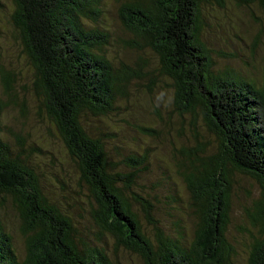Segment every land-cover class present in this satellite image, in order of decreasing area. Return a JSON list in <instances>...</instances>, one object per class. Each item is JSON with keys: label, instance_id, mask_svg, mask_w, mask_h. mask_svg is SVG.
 Here are the masks:
<instances>
[{"label": "trees", "instance_id": "16d2710c", "mask_svg": "<svg viewBox=\"0 0 264 264\" xmlns=\"http://www.w3.org/2000/svg\"><path fill=\"white\" fill-rule=\"evenodd\" d=\"M210 1L14 0L13 20L22 32L35 69L33 86L41 96L39 113L47 114L78 164L81 179L99 205L93 215L99 226L119 242L125 239L145 264H227L233 250L228 241L233 171L253 176L264 191V72L259 83L239 72L214 70L215 60L202 39V3ZM216 1L221 7L226 4V0ZM237 1L242 6L260 5L264 12V0ZM111 9L123 28L144 42L125 43L158 56L159 72L173 80L174 108L192 121L197 145L172 152L173 169H168L182 177L190 192L197 222L189 246L181 240L183 233L164 241L158 223H153V234L159 240L154 244L134 208L135 203L149 219L151 202L127 194L132 185L138 187L141 173H150L149 150H135L124 159L130 162L128 167L120 169V161L111 158L104 141L83 122L91 117L105 124L116 121L121 98H129L132 77L149 76L150 83L157 79L154 71L147 70L152 63L145 56L134 65L122 61L118 66L108 57L113 31L102 19ZM263 33L264 29L255 43ZM0 75L3 93L13 96L18 75L1 63ZM5 107L0 97V197L13 198L17 204L27 256L19 258L14 237L0 219V264H113L105 241L96 242L100 233L94 229L77 237L70 216L45 195L37 172L6 138L14 135L23 146L5 125ZM200 112L206 119L205 128L221 139L211 153L202 139ZM141 130L153 137L165 131L159 127ZM110 134L117 136L101 132ZM113 148L117 154L126 150L119 144ZM157 158L153 157L155 163ZM175 184L170 172L158 182L160 189L179 199ZM254 211L260 236L252 242L249 264H264V200L255 204Z\"/></svg>", "mask_w": 264, "mask_h": 264}, {"label": "rangeland", "instance_id": "374dc122", "mask_svg": "<svg viewBox=\"0 0 264 264\" xmlns=\"http://www.w3.org/2000/svg\"><path fill=\"white\" fill-rule=\"evenodd\" d=\"M15 11L14 0H0V63L4 69L14 71L18 75L13 96L3 93L0 75V97L6 103L3 114L5 125L20 137L23 146L17 144L14 135L6 138L37 172L45 195L70 216L77 237L80 236L79 233L84 235L96 229L100 233L95 236V239L98 236L96 242H100V239L105 241L106 251L113 264H145L141 254L128 246L125 239L119 242L118 238L99 226L96 216H93L99 205L81 179L78 164L68 153L60 133L47 114L39 113L41 96L35 85L33 86L36 80L35 69L30 63L22 32L15 26ZM202 12L205 24L202 39L215 60L214 70L222 72L227 69L247 75L259 83L263 82L264 33L262 40L255 43L258 34L264 29L263 8L257 4L242 6L237 0H226L225 6L221 7L218 1L211 0L202 3ZM105 17L102 19L103 23L113 31L112 45L108 46V57L118 66L122 61L134 65L140 56H145L148 62L152 63L147 70L154 71L157 79L150 83L149 76L132 77V84L128 87L129 98H121V112L117 120H109V123L105 124L91 117L84 119V125L89 130H95L96 136L110 149L111 158L120 161V169L128 167L130 162H125L124 159L135 150H149L151 166L147 167H150L151 171L141 173L138 177V187L132 185V191H127V194L142 196L151 202L149 219L135 203L134 208L140 213L144 226L149 229V236L154 244H159L153 234V223H158L164 241L183 233L184 235L180 234L181 240L189 246L195 239L197 222L190 204V192L182 177L168 169H173L172 152L182 148L191 149L197 145L196 138L193 137L195 132L190 126L192 121L190 117H181L174 108L173 80L159 72L158 56L150 49L141 50L125 43L139 45L144 42L123 28L112 9ZM89 115L91 114L87 116ZM204 119L200 112L202 139L207 143L208 153H211L219 148L221 139L216 133L205 128ZM142 127H159L165 131L153 137L145 130L143 133ZM101 132L116 133L117 136H104ZM115 144L125 146L126 150L121 154L113 152ZM22 147L24 151L21 150ZM153 157L159 158L156 163ZM168 172L176 181L179 199H173L158 185V182L167 177ZM232 181L234 192L228 241L233 250L227 264H249L252 242L256 236H260L254 208L257 202L264 200V191L256 178L237 170L232 173ZM1 204H6V207L3 208ZM20 218L13 198L0 197L1 222L12 233L14 245L18 249L17 254L23 260L27 256V248L25 236L21 232Z\"/></svg>", "mask_w": 264, "mask_h": 264}]
</instances>
